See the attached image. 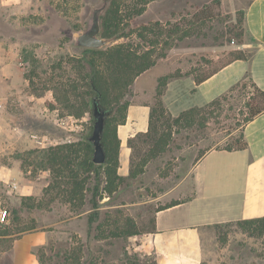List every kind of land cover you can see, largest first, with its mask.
Masks as SVG:
<instances>
[{"label": "rangeland", "instance_id": "obj_1", "mask_svg": "<svg viewBox=\"0 0 264 264\" xmlns=\"http://www.w3.org/2000/svg\"><path fill=\"white\" fill-rule=\"evenodd\" d=\"M101 1L0 0V57L9 56L15 65V73L10 75L17 81L15 92L11 89V94L0 99V166L12 168L18 163L23 173L18 184L22 188L32 185L38 192L25 194L0 182V211H6L4 220L0 213V261L14 238L45 230L47 244L35 249L40 264H152L153 254L138 245L152 230L155 210L190 196L191 169L200 151L208 144L224 147L227 128L240 121L241 111L246 110L244 98L236 93L223 109L207 116L204 127L174 125L169 130L164 120L155 121V137L133 141L131 161L141 171L134 179H126L111 197L98 200L99 216L90 226L86 220L89 205L73 213L58 189L43 194V184L51 180L45 168V148L80 141L91 131L92 116L80 108L78 95L84 88L71 60L83 48L73 45L72 39ZM117 1L128 34L111 40L108 46L125 42L138 53L149 52L154 61L133 78L123 101L150 102L158 78L187 72L202 76L228 60L229 52L240 44L241 10L222 0L219 4L215 0H153L141 14L131 17L128 13L134 0ZM204 5L209 10L205 19ZM193 13L198 17H192ZM156 21L159 27L141 29ZM174 27L180 31L168 36V29ZM22 48L32 52V65L22 62ZM73 84H78L76 89ZM161 136L166 142L156 148L154 142ZM127 217L134 221L138 234L107 236L116 227L124 229ZM100 222L103 234L95 229ZM201 248L202 264H264V231L258 233L234 222L207 227L201 232Z\"/></svg>", "mask_w": 264, "mask_h": 264}, {"label": "crops", "instance_id": "obj_2", "mask_svg": "<svg viewBox=\"0 0 264 264\" xmlns=\"http://www.w3.org/2000/svg\"><path fill=\"white\" fill-rule=\"evenodd\" d=\"M222 3L242 10L244 34L237 49L251 56L248 60H233L197 84L192 75L169 78L161 101L171 116L206 105L227 92L246 73L264 91V0H222ZM11 73H15V65L9 56L1 55L0 99L12 90L15 92L17 81ZM149 114L148 102L130 101L124 123L116 126L117 174L124 178H128L131 170L129 140L148 130ZM243 133L248 143L245 149L207 151L191 169L193 191L190 196L155 211L154 229L144 234L138 247L151 252L156 264H202L201 232L204 228L264 216V111L244 124ZM23 188L29 190L28 194H38L32 185ZM16 189L21 191L22 187L18 184ZM48 240L45 230L14 238L8 250L2 253L0 264H40L35 249L46 245Z\"/></svg>", "mask_w": 264, "mask_h": 264}, {"label": "trees", "instance_id": "obj_3", "mask_svg": "<svg viewBox=\"0 0 264 264\" xmlns=\"http://www.w3.org/2000/svg\"><path fill=\"white\" fill-rule=\"evenodd\" d=\"M151 1L153 0H134L128 17L141 14L145 10L146 4ZM215 2L219 4V0H215ZM201 10L203 19L207 18L209 13L207 7L204 5V9ZM241 14V22L243 24L242 10ZM192 17L197 18V13H193ZM199 19H202V17H199ZM122 20L123 17L120 4L117 0H109L101 19L102 35L111 40H117L127 36L128 32L125 30V26L128 25L122 24ZM167 24L169 25L170 23L167 22ZM151 25H157L159 27L160 23L156 21L150 25H142L141 29L149 30ZM168 30L167 35L173 36L180 31V27L170 28ZM129 31L131 32L133 30L129 29ZM159 33L161 34L162 31H159ZM238 36L240 37L239 43H241L243 26L238 32ZM138 52L136 48H132L131 44L120 42L112 44L104 49L83 48L79 57L71 59L75 66L78 67L81 84L84 88L78 95L80 98L81 110L88 111L91 114V100L93 97H97L100 106L106 111L102 137V143L106 153L105 162L96 164L92 161V146L87 139L88 135H84L82 139L77 142L70 141L50 145L45 148L43 153L45 168L49 170L51 175V180L44 187L43 194L58 189L57 191H60V194L62 193L64 202L70 205V210L73 213H77L80 206L89 205V212L86 216L89 226L98 219V200L103 198L104 195L111 197L123 185L126 179H134L142 168L133 167L131 161V170L128 178H124L117 174L119 140L116 135V126L120 123H124L126 108L129 104L128 101H123L122 99L125 91L133 81V78L147 70L154 63L149 56V52ZM229 54L230 58L228 60L202 76H195L187 72L158 78L154 86L152 100L148 102L150 105L148 130L130 139V147L133 149V141L135 138L144 136L145 138L151 139L155 137L157 134V126L154 122L160 119L164 120L169 130L174 125L182 128H189L195 124L198 127L206 126L207 116L214 111L223 109L224 104L229 103L230 99L237 93V96L244 98V107H246L245 111H241L243 115L242 119L237 121L234 126L230 125L227 128L226 134L228 137L224 141V147H212V144H208L200 151V157L212 149L227 151L245 149L248 143L243 133L244 124L264 111V91L256 86L249 73H246V75L236 82L227 92L213 99L206 105L189 108L182 111L177 116H171L166 111L161 101L162 91L169 78L192 75L197 84L207 79L233 60H248L251 56L250 53L243 49H233ZM20 57L22 62L30 63L31 65L34 62L32 52L26 48L21 49ZM98 60L103 61L98 62ZM24 77L31 82L26 75H24ZM77 85L78 84H73L72 89H76ZM64 92L65 94L69 92L68 87L64 89ZM229 106H231V104ZM236 132L237 135H233ZM165 142L166 140L161 136L155 140L154 144L156 148H159V146ZM76 203L78 205H76ZM177 203V200L171 201L157 210L168 208ZM233 222L242 228H253L254 231L258 233L264 231V216ZM125 225L126 227L124 229L116 227L113 231H109L107 236L128 237L139 233L131 218L127 217L125 219ZM217 225L219 224H213L207 227ZM101 228L102 223H97L95 229L102 230ZM153 229L154 220L152 230ZM101 233L103 234V230ZM100 237L102 236L100 235ZM100 237L94 236L93 239H98ZM125 256H129V254L125 253ZM88 258H91V256ZM90 261H92V259ZM152 264H156L154 260Z\"/></svg>", "mask_w": 264, "mask_h": 264}, {"label": "water", "instance_id": "obj_4", "mask_svg": "<svg viewBox=\"0 0 264 264\" xmlns=\"http://www.w3.org/2000/svg\"><path fill=\"white\" fill-rule=\"evenodd\" d=\"M108 1L102 0L99 5L93 7L85 27L74 33L73 45L81 48L104 49L111 43V39L101 33V19ZM105 114L106 111L100 106L98 98L93 97L91 100L92 129L87 139L92 146L91 159L96 164H101L106 159L102 143Z\"/></svg>", "mask_w": 264, "mask_h": 264}, {"label": "clouds", "instance_id": "obj_5", "mask_svg": "<svg viewBox=\"0 0 264 264\" xmlns=\"http://www.w3.org/2000/svg\"><path fill=\"white\" fill-rule=\"evenodd\" d=\"M23 179V173L19 169L17 163L14 167L0 166V182L10 184L13 189L17 188L18 182ZM21 191L25 194L29 193L27 188H22Z\"/></svg>", "mask_w": 264, "mask_h": 264}, {"label": "built area", "instance_id": "obj_6", "mask_svg": "<svg viewBox=\"0 0 264 264\" xmlns=\"http://www.w3.org/2000/svg\"><path fill=\"white\" fill-rule=\"evenodd\" d=\"M0 213H1V220H4L6 218V211L2 210L0 211Z\"/></svg>", "mask_w": 264, "mask_h": 264}]
</instances>
